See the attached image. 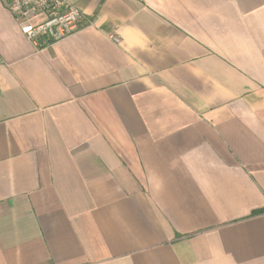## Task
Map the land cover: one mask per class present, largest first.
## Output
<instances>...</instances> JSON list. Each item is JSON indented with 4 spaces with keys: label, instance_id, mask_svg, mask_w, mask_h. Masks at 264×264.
<instances>
[{
    "label": "crops",
    "instance_id": "1",
    "mask_svg": "<svg viewBox=\"0 0 264 264\" xmlns=\"http://www.w3.org/2000/svg\"><path fill=\"white\" fill-rule=\"evenodd\" d=\"M69 1L0 2V264H264V0Z\"/></svg>",
    "mask_w": 264,
    "mask_h": 264
},
{
    "label": "built area",
    "instance_id": "2",
    "mask_svg": "<svg viewBox=\"0 0 264 264\" xmlns=\"http://www.w3.org/2000/svg\"><path fill=\"white\" fill-rule=\"evenodd\" d=\"M23 35L33 42L57 41L77 30L83 19L69 0H0Z\"/></svg>",
    "mask_w": 264,
    "mask_h": 264
}]
</instances>
